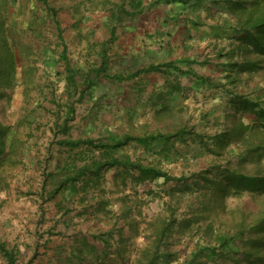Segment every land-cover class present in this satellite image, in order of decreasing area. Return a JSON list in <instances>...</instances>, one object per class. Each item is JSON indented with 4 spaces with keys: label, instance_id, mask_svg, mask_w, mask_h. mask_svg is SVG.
<instances>
[{
    "label": "rangeland",
    "instance_id": "374dc122",
    "mask_svg": "<svg viewBox=\"0 0 264 264\" xmlns=\"http://www.w3.org/2000/svg\"><path fill=\"white\" fill-rule=\"evenodd\" d=\"M143 1L142 7L135 9L133 15L128 17L123 13V8L133 10L130 0H0V57H3L0 58V121L9 126V136L15 133L18 143L21 144L19 146L24 144L32 148L34 154L31 155L40 161L36 164L34 161H16L14 156H10L0 166V192L14 190V194L20 196L17 190L22 192L25 190L23 188L29 186L28 188L33 190V196L38 198L36 202L33 197H28L23 203L20 202L19 196L15 198L6 195V198H0V211L4 210L2 215L12 213L14 209L19 213V216L15 217L17 227H10L11 231H2L6 227V221L0 220V239L14 241L22 246L25 256L18 264H94L92 253H86L87 246L81 247L84 248L83 253L88 256L83 260H78L73 254L79 251V241L82 238L86 239V244L97 242L95 244L99 250L108 245L106 248L107 253H111L110 257H106L104 262H98L134 264L137 251L150 245L148 223L156 220L157 214L165 211L166 203L176 206L178 202L177 213L199 209L200 225L196 226V223L193 226L199 227L200 230H197L200 235L207 232L200 239L203 243L208 241V237L213 238L217 229L222 232L231 230V233L237 231L236 227L239 228V223L243 221L249 227L243 230L245 233L241 238L234 240L238 241L244 253H251L247 258L248 264L259 261V257L253 254L259 252L264 256V240L258 241L261 246L259 250V246L252 242L259 239L263 232L256 227L250 229L258 224L259 219H264V191H250L245 188L238 191L230 187L227 193L221 189L227 184L222 175L225 165L238 167L245 172L264 174V155L260 156L263 151L251 150L252 144L257 145L264 140L263 131L259 130L261 128L252 127L254 135L252 133L248 141L247 138L245 141L232 139L231 145L223 154L205 149L198 138L192 139L194 134L190 135L187 142H180L178 145L181 153L174 161L158 164L171 176L181 177L180 181L163 182L157 178L139 182L134 179L137 171L133 172L134 175L126 177L120 174L118 169L112 168L105 174L99 186L82 189V180H79V191L71 193L72 196L66 195L71 197L63 199L61 206L57 204L60 195L44 199L35 194L50 192L53 186L42 181L46 171L56 172L58 165L64 164L71 157L79 164L89 161L86 145H80L69 152L68 147L59 144V140L69 134L78 139L89 137L97 140L110 135L142 134L158 127L153 116L124 118L123 110L129 106L128 98H134V93L135 98H139V95H136L137 89H130L131 86L134 87L136 79L116 77L121 71L126 73V67L130 66L133 70L145 63L139 56L142 49L137 48L140 39H135L140 37L124 36L125 32H136L137 29L150 31L161 24L160 21L157 22V15L162 14L172 20L170 27L168 26L169 30L176 32L180 28V25L174 27L173 24L175 18H178L174 13L178 3ZM215 1L217 0H201L200 3H194L189 0L185 6L192 7L199 3L200 7L202 4L210 5L214 11ZM234 1L244 5L242 8H229L230 11L228 9V16L236 23L239 18L246 17L247 6L250 9L253 0H232ZM186 8L184 12H192ZM170 12L172 14H169ZM153 16L157 18L154 19ZM112 17H115L113 21ZM117 18L121 21H117ZM112 26L116 33L113 40L110 39ZM5 41L9 50L16 56L15 72L10 86L3 85L6 83L5 72L8 69L3 53L7 49ZM102 60H105L107 65L105 71L102 74L91 73L89 80H93L94 84L86 89L83 98L80 97V90L86 88L84 75L92 68L100 66ZM67 63L81 71L75 74L79 85L76 91L67 83ZM241 82L244 86L250 83L248 78L242 79ZM199 94L190 96V104L186 110L173 109L172 117L162 118L159 126L171 129L185 123L190 127L195 126L196 130L200 129L203 133H212L215 128L213 123L210 122V125L205 127L206 121L199 120L201 110L205 111L211 107L210 100L207 94ZM199 103L203 108L195 110V105ZM69 106H72L74 111L67 119ZM242 115L237 113L236 117ZM225 119L230 123V118ZM65 123L68 133L59 131V127ZM238 126L241 127V124L238 123ZM121 153H127L133 158L140 155V151L136 150L132 143L117 152ZM11 155L17 156V153ZM224 158L228 160V164L222 162ZM206 170L211 180L221 182L219 186L213 183L214 181L207 182L200 176V173ZM194 180H197L199 185H196ZM178 186L188 193L181 194V197L172 194V189ZM149 188L159 195H155L148 203L136 204V197L143 196ZM102 189L105 192L101 191ZM66 193L70 194V191L67 190ZM103 202L109 213H106ZM125 206H132L134 213H124L122 209ZM68 217L71 221L66 222ZM20 225L23 226L19 227ZM39 225L38 232H33ZM206 225H210L212 230ZM37 234L42 239L37 238ZM98 234L108 237L109 243L102 245V240L96 237ZM184 236L181 238L178 232H175L165 237L168 245L166 249H171L172 256L178 258L170 264H187L184 261L191 259L190 251L197 247V239L194 235L189 236L187 231ZM118 245L126 250L125 262H120L119 258L115 257L113 250L114 246ZM55 246H59L62 253H65L58 256L55 252L51 254V248ZM203 255L202 253L192 264H202ZM0 264H6L1 253Z\"/></svg>",
    "mask_w": 264,
    "mask_h": 264
},
{
    "label": "trees",
    "instance_id": "16d2710c",
    "mask_svg": "<svg viewBox=\"0 0 264 264\" xmlns=\"http://www.w3.org/2000/svg\"><path fill=\"white\" fill-rule=\"evenodd\" d=\"M132 2V8L133 10H129L127 8H123V13L126 14V16L131 17L134 13L135 9L141 8L142 4H144L143 0H130ZM165 4H175L178 3L174 9H178L179 11H184V8H186L185 3H187L189 0H161ZM194 3L196 1L201 0H192ZM232 0H227V8L233 9L235 6L242 8L244 5L242 2H232ZM197 3V4H199ZM231 3V4H230ZM235 3V4H233ZM196 5V4H195ZM207 6V5H206ZM191 7H187L186 9H190ZM229 9V11H230ZM246 9V8H245ZM244 10V9H243ZM246 17L244 19L239 18V20L235 23V31L239 32L241 34V37L245 44H249L252 46V49L248 50L249 53L253 51V54L255 57L264 56V0H253L251 8L249 9L247 6L246 11ZM114 16V14H111ZM187 17V16H186ZM115 17H112L111 20L113 21ZM117 21H121L120 18H117ZM166 22V21H165ZM195 24V23H194ZM115 28L112 26L111 28V37L110 39L113 40L116 38ZM168 35H164L162 37V42H164L167 39ZM5 46L7 49L4 50V55L6 56L4 58L5 61L8 63V69L6 70V77L5 81L6 83H3L5 86H10L13 82V74L15 72V66H16V56L14 53H12L9 50L8 43L5 41ZM251 51V52H250ZM224 58L225 54H217L218 58ZM216 54H214L213 58H215ZM104 57V56H103ZM216 57V58H217ZM3 58V57H0ZM210 58H205L204 63H210ZM196 58L191 59L195 61ZM189 60V59H188ZM224 61L228 63L231 67H236L239 71L238 72H251L255 71L258 68L261 67L260 60H251V59H243L241 61L238 60H226L224 58ZM233 61V62H231ZM158 62V61H157ZM189 62V61H187ZM176 63H181V60L176 59H169L164 62H159L156 64H149L146 69L148 71L155 70L157 72H163L164 66L172 67L174 70L171 71L172 74L175 75V81L168 85V89L166 91L161 90V94L159 95L160 98L166 97V93L169 92L172 96H174V99L177 100L178 96L173 95V93L176 90L180 89V85L178 84V78L180 75L183 74H190V77L192 80L196 79L198 82L199 80H211L208 77H200L197 74H193L192 70L183 71L179 67L175 66ZM193 63V62H191ZM215 65L219 66V62H214ZM226 64V65H228ZM192 65V64H191ZM224 66V67H229ZM107 65L105 60H102V63L100 66H97L96 68H92L91 71L87 72L86 75H84L83 82H85V87L79 92L80 97L85 96V92L87 88H91L93 86V80H89V76L91 73H98L102 74ZM68 71L67 80L68 84L74 88V91L78 90L79 85L77 83V77L76 73H81L79 69L72 68L70 66V63H67ZM141 69H138L137 71L133 72L131 76L134 77L137 73H139ZM232 69L230 71L226 70L227 76L232 77V79H228V81L225 82L224 86L219 89V91L223 94H231L229 96V105H227L231 110L230 116V123H227L226 120L222 122V120L218 121L216 119H212V116L207 117L208 111L201 110L202 114L199 120L206 121L205 127L209 126L210 122L213 123L214 126L221 125L220 132L215 133H203L200 129L196 130L194 127L188 126V124H181L175 128L171 129H164L162 126H158L156 129L147 131L142 134H129L126 133L123 136H106L99 139H93V138H83L78 139L74 138L73 135H68L66 138H62L59 140V144L68 147L69 152H72L74 148L79 147L80 145H86L88 149H86L88 156L90 157L89 161L84 162L83 164H79L76 162V159L73 160L67 159L66 163L62 165H58L56 172L49 173L50 175H58L56 177L57 183L55 184L54 192H58L62 190L64 194H67L66 191H70V193H75L79 191L78 181L82 180V189H87L88 187H95L101 185L105 178V174L110 172L112 168H116L119 170L120 174H123L124 176L128 175H134L133 172L137 171L138 174L134 176L135 181H144V180H153L160 178L163 180V182H167L169 180L174 181H180L181 177L177 176H171L166 170L162 169L158 164L166 163L174 161L180 151V147L178 146L180 142H187L188 137L190 135L194 136L192 139L198 138L200 143L205 147L207 150H212L215 153H221L227 151V147L231 145L232 139H240L244 140L251 136V134L254 131L249 130L250 132L247 133V129L253 127L261 128L259 130L263 131L264 134V105L260 106V103L264 99H254L251 97V94H244L240 93L237 97L234 96L235 94H238L239 90H237V93H234V87L236 86V80L235 75L232 76ZM1 74V71H0ZM131 76H126L127 78H131ZM119 79H124L122 74H117L116 76ZM125 77V78H126ZM226 78V77H225ZM217 80H212L211 82H208V85H214ZM238 82V81H237ZM228 85V87H226ZM223 89V90H220ZM218 97L219 95L216 94ZM221 102V99H220ZM223 107H225V104H222ZM212 106V105H211ZM213 107V106H212ZM257 107H260L258 109V117L257 118V125L256 126H250L245 125L243 121L236 117V114H241L243 112H246L248 109H255ZM175 109V108H173ZM211 109V108H210ZM164 110H166L164 108ZM176 110H183L182 107H179ZM213 110V109H212ZM74 111V108L72 106L68 107L67 114L68 118L72 116ZM212 115V114H208ZM257 116V113H256ZM238 123L241 124V127H237ZM59 127V126H58ZM256 127V128H255ZM59 131H62L63 133H68V127L66 126V123L59 127ZM239 131V132H238ZM245 132V133H244ZM244 135H247L246 137ZM254 135V133H253ZM18 137L17 135L11 134L9 136V126H6L0 121V166L4 162V158H6L10 153H17L19 144L18 143ZM251 142V140L249 141ZM133 144L136 150L140 151V155L136 156V158L131 157L127 153H121L117 154V152L121 149L123 150L128 144ZM251 145V144H249ZM252 152H258L263 151L260 156L264 155V140L257 143V145L252 144L251 145ZM249 146V147H251ZM217 147V148H216ZM76 151V150H75ZM76 153V152H74ZM96 153V154H95ZM98 153V154H97ZM183 153V152H182ZM76 155H78L76 153ZM71 156H73L71 154ZM253 156V153L250 155ZM258 156V155H256ZM259 157V156H258ZM8 158V157H7ZM6 158V159H7ZM5 159V160H6ZM13 159V158H12ZM241 159V158H240ZM243 160V159H241ZM156 162V163H155ZM222 162H225L228 164V160L226 158L223 159ZM241 162V161H239ZM264 167V166H263ZM222 175L225 177V180L227 181L226 185H223L221 189L224 191H227L232 187L233 189H237L238 191L241 188H245L250 191H264V174L260 173H251V172H245L241 171L238 167L232 168L228 165H225L222 168ZM200 176H203L205 178V181H214L213 183H216L218 186L221 184V182H215V180H211L207 174V170L205 172L200 173ZM196 185H199V182L197 180H194ZM222 181V180H221ZM188 187V186H187ZM66 190V191H64ZM105 192L103 189L101 190ZM172 194H177L178 197H181V194H187V190L185 191L184 188L178 186L177 188L172 189ZM155 195H159L156 191L149 188L146 189L143 196H137L134 202L136 204H143L148 203L152 199L155 198ZM179 203V202H178ZM178 203L176 206H173L171 203H166L165 211L161 214H157L156 220L148 223V240H150V245H148L146 248L144 247L141 249L139 256L137 257L134 264H170L172 262H176L178 258L172 256V250L166 249L168 245L165 242V237L168 235L174 234L175 232H178L179 237L183 238L185 237V232H189V236L194 235L196 237L197 247L190 251L191 259L188 261H184L187 264H192L199 256L204 254L205 256L208 252L214 254L216 253V247L221 246L225 247L234 242L233 240L236 239L239 235H242L244 233V229L248 228L249 225H246L243 221L239 223V228L236 227L235 232H230L231 230H226L225 232H222L221 229H217L216 235L213 238L208 237L206 243H203L202 235L207 233L204 232L203 234H199V227L195 228L193 225L198 223L200 219V213L199 209L195 208L192 209L191 212L183 210L179 213L178 211ZM103 204H105L103 202ZM104 209L106 213H109L110 211L106 209V204L104 205ZM68 210V208H66ZM122 211L124 213L132 215L134 213V208L132 206H125ZM192 217V218H190ZM260 221L256 226L250 227V229L256 227L259 228L263 234L259 236V239L253 240L252 242L256 243L260 249L259 242L260 240H264V219H259ZM199 226L200 223L196 224V226ZM208 229L212 230V227L210 225H206ZM247 226V227H246ZM195 228V229H194ZM208 230V231H209ZM110 231V230H109ZM108 231V232H109ZM107 232V233H108ZM234 233V234H233ZM206 235V234H205ZM97 238H100L102 240V243L104 245H107L109 243V238L104 237L101 234L96 235ZM79 240V239H78ZM232 241V242H231ZM81 246L86 245L87 241L86 239L82 238L80 239ZM166 247H165V246ZM90 247V246H89ZM120 247V246H119ZM95 249V246L92 244L91 249L89 250L87 247L86 253H92ZM117 254L123 253V250L120 248H117L115 250ZM0 253L2 257L5 259L6 264H18L17 262V251L14 248H10L7 246V243L5 241H2L0 239ZM74 256L78 260H83L84 258L88 257L83 253L81 249H79L78 252L73 253ZM251 254H248L250 256ZM253 256L259 257V264H264V256L260 255L259 252L255 253ZM183 262V263H184Z\"/></svg>",
    "mask_w": 264,
    "mask_h": 264
},
{
    "label": "crops",
    "instance_id": "0c3cea01",
    "mask_svg": "<svg viewBox=\"0 0 264 264\" xmlns=\"http://www.w3.org/2000/svg\"><path fill=\"white\" fill-rule=\"evenodd\" d=\"M227 0H217L214 3V7L216 8L212 9V7L201 5L200 7L198 4L193 5L191 8L188 9L192 12H182L178 9H175L174 13L178 16V18H175V21L173 22L174 27L176 25H180V28L175 32V30H169L170 24L172 23V20L165 14L157 15L158 19L157 22L160 21L161 24L151 28L150 31L143 32V30H136V27L134 29L136 32H125L124 36H136L140 38H135L136 40L140 39V42L137 46L138 49H142L141 54H139L142 59H144L145 63H143L140 67L137 66L135 69L131 70L132 68L126 67L124 71H121L122 75L124 77L130 75L137 71L138 69H141L139 73L134 75V78L136 79V82L134 83V87L131 86L130 89L135 90L137 89L136 95H139V98L129 97L128 103L129 106L123 110L125 112L124 118H152L155 117L157 120V126H159V122L162 121V118H168L172 117L173 115V108L178 109L179 107H182L184 110L188 108V100L191 99L192 94H207V97L209 98V105H212L209 108H206L205 111H208L207 117H211L212 119H216L218 121L226 120L225 118H229L232 110L227 106L229 105V96L231 94H223L219 91L217 88H221L224 86L225 82L228 81L227 78L232 79V77L227 76L226 70L230 71L232 69V76L235 77L236 80V86L234 87V93H237V90H239L238 94H235L234 96H238L240 93L244 94H251V97L254 99H264V56L255 57L253 54V51L249 53V49H252V46L249 44H245L244 40L241 37V34L239 32L235 31V23L232 21V19L228 16V8H227ZM209 3V2H208ZM197 8V9H196ZM196 9V10H195ZM207 11V12H206ZM169 14H172L170 12ZM187 16V17H186ZM154 19H156V16ZM181 17V18H180ZM169 19V20H168ZM177 19V22H176ZM168 20V21H167ZM166 21V22H165ZM179 22V23H178ZM182 22V23H181ZM195 23V24H194ZM152 25V26H154ZM162 25V26H161ZM169 26V27H168ZM137 31H140L142 33H138ZM164 35H168L167 39L162 42V37ZM130 37V39H131ZM129 38V37H128ZM128 42H126L127 44ZM127 48V47H125ZM214 54H216L215 58H213ZM217 54H225L224 58L228 60H238L241 61L243 59H251V60H260L261 67L258 68L255 71L251 72H238L239 70L236 67H231L228 63L224 61V58H218ZM138 56V57H139ZM206 56L211 57L210 63H204ZM153 57V58H151ZM217 57V58H216ZM195 59L191 60V59ZM169 59H176L181 60V63H176L175 66L179 67L183 71L192 70L193 74H197L200 77H208L211 80H199L198 82L196 79L192 80L190 77V74H183L180 75L178 78V84L180 85V89L176 90L173 95L178 96L177 100L174 99V96H172L173 99H171V95L168 92L166 93V97L160 98L159 95L161 94V90L166 91L168 89V85H171L175 80V75L172 74L171 71L174 69L172 67L164 66L163 72H157L155 70L148 71L146 67L149 64H156L159 62H164ZM189 59V60H188ZM155 60V61H154ZM158 61V62H157ZM189 61V62H187ZM193 62V63H191ZM214 62H219V66L215 65ZM233 62V61H231ZM192 64V65H191ZM229 67H224L228 66ZM189 70V71H190ZM119 73V74H120ZM124 73V74H123ZM133 76H131L132 78ZM226 77V78H225ZM249 79V85H243L241 80L242 79ZM212 80H217V84L214 85H208V82H211ZM238 81V82H237ZM124 82V81H123ZM228 87V85H226ZM135 88V89H134ZM223 88V87H222ZM223 90V89H220ZM206 91L207 93L203 92ZM192 92V93H190ZM216 94L219 96L217 97ZM149 95V96H148ZM232 96V95H231ZM221 99V102H220ZM201 103L195 105V110L202 109ZM222 104H225V107H223ZM264 105V102L262 101L260 103V106ZM263 107V106H261ZM164 108L166 110H164ZM211 108V109H210ZM260 107H257L255 109H248L246 112H243L242 116H238L245 125L250 126H256L258 117V109ZM213 109V110H212ZM257 113V116H256ZM171 114V116H170ZM260 119V118H259ZM162 125V123H161ZM252 128V127H251ZM249 128L246 132L249 133L251 130ZM256 128V127H255ZM221 125H218L217 128L215 126L214 132H220ZM245 133V132H244ZM254 133V132H253ZM245 137L247 135H244ZM10 153L7 157L14 156L16 161H30V163H40V161L31 154H34V150L32 148L25 146L22 144V146L18 147L17 150V156L11 155ZM30 154V155H29ZM6 157V158H7ZM4 158V161L5 159ZM42 162V161H41ZM66 163V161L64 162ZM51 173V172H49ZM46 171V175L44 177L43 183H50L52 188L49 190L50 192H39L35 193L38 196L44 197V199H47L48 197H57L60 195V198L57 200V204L61 206L63 202V199L71 197L70 194H64L62 190L58 192H54L55 184L58 180H56V177L50 175ZM29 186H26L24 191L17 190V192H20V196L14 194L15 191L11 192H0V198L1 197H7L10 195L14 196L15 198L19 196L20 202L23 203L24 200L28 197L32 198L33 200L37 202L38 198L36 196H33V190L28 188ZM20 189V187H19ZM50 196H48V195ZM7 195V196H6ZM71 195V196H66ZM223 195V194H222ZM4 199V198H3ZM18 199V200H19ZM40 201V200H39ZM38 204V203H37ZM2 205V204H1ZM57 208V207H56ZM31 210H33L31 208ZM34 211V210H33ZM23 213L24 211L21 210ZM4 213V210L0 211V220L6 221V227L5 229H2V231L14 229V226L17 227V221H15V217L19 216L18 211L16 209L13 210V212H9L6 215H2ZM71 221V218H67L66 222ZM23 225H20L19 227H22ZM40 229V225L35 227L33 229V232ZM11 231V230H10ZM245 233V232H244ZM93 237V236H92ZM242 235H239L236 238H241ZM37 238L42 239L38 236ZM95 239V238H94ZM245 239V238H244ZM7 243V246L10 248H14L17 251V262L21 263L22 258L25 256L22 251V246L18 245L17 242L10 241V240H3ZM231 244L225 247L217 246L216 253L212 254L208 252L203 257V263L202 264H209L210 262L212 264H248V254L244 253L245 251L240 248L238 241L233 240ZM97 242L94 241V252H92V262L94 264H104V260L106 257H110L107 253V246H103V250H99L97 247ZM90 242L89 244L83 245L82 247L85 248V246L88 247V249H91ZM102 245H104L102 243ZM90 246V247H89ZM118 246H114V253L115 257H118L120 262L126 261V255H125V249L121 248L123 250V253L117 254L115 250L117 248H120ZM84 248L79 247L82 251H84ZM39 249H44L43 247H39ZM51 254L55 252V255H62L65 253V251L62 253L59 246H55L54 248H51ZM96 252V254H95ZM60 253V254H59ZM140 251H137L135 256V261L137 257L139 256ZM90 254V253H89ZM251 254V253H250ZM254 255V254H253ZM190 260V259H189ZM248 260V261H247ZM38 261V260H37ZM36 261V263H37ZM58 261L61 262V260L58 259ZM98 261H102L101 263ZM252 264H259V262H252Z\"/></svg>",
    "mask_w": 264,
    "mask_h": 264
}]
</instances>
